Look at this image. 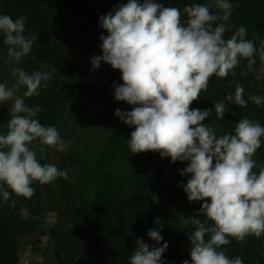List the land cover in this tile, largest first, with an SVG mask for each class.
Instances as JSON below:
<instances>
[{
  "label": "clouds",
  "instance_id": "obj_1",
  "mask_svg": "<svg viewBox=\"0 0 264 264\" xmlns=\"http://www.w3.org/2000/svg\"><path fill=\"white\" fill-rule=\"evenodd\" d=\"M222 10V15L210 9ZM230 0H211L207 4L186 5L183 13L177 7H165L157 0H127L106 15L99 17L100 27L107 31L101 35L102 55L91 57L93 69L108 63L121 72L122 84H114V99L132 105L131 111L117 108L114 115L131 126L129 148L132 153L159 152L170 157L171 162L186 161L179 171L181 176L190 174L186 184H181L192 202L203 201L199 212L206 216L202 222L196 216H182L181 225L189 223L195 230L189 236L191 264H243L241 257L230 258L221 246L230 243V237L243 242L246 237L264 235V166L259 172L253 159L261 148L264 126L258 121L241 118L234 134L217 136L214 128L207 126L206 118L212 109L191 108L190 105L207 91L210 79L215 75L226 78L239 65L248 61V69L255 71L256 55L264 63V40L259 49L255 39L247 38V29L239 27L225 39L226 23L232 15ZM185 14L187 19H182ZM26 16L13 19L0 14V31L8 56L15 63H23L36 40L25 35ZM28 73L15 67L12 76L15 83H0V103L13 101L7 132L0 133V193L4 201L10 199L9 191L17 196L31 198L35 194L34 182L41 185L57 178L67 179V171L50 163H41L45 147L63 152L70 141H64L55 126H45L37 118L43 111L39 105L30 107L25 97L39 94L47 87L56 69L45 64ZM257 73V79L261 78ZM23 95H18L21 87ZM244 88L237 84L234 93L225 96L229 104L246 107ZM256 104L264 103V97L252 95ZM218 118L225 115V103L215 104ZM212 221V224H208ZM161 225V220L156 219ZM148 237L154 244L136 240L130 264H163L162 255L168 243L161 246L163 237L158 229H150ZM206 235L209 237L205 239ZM183 264H189L184 260Z\"/></svg>",
  "mask_w": 264,
  "mask_h": 264
},
{
  "label": "trees",
  "instance_id": "obj_2",
  "mask_svg": "<svg viewBox=\"0 0 264 264\" xmlns=\"http://www.w3.org/2000/svg\"><path fill=\"white\" fill-rule=\"evenodd\" d=\"M127 0H0V14L10 15L13 19L26 16L25 35H34L36 40L31 52L23 57V63H15L8 56V45L4 44V33L0 31V83L7 81L11 87L16 78L12 69L22 68L28 73L36 70L50 71L42 68L49 64L56 71L47 87L39 89V94L25 97V103L30 106H41L43 111L37 118L45 126H55L61 135L69 125L68 107L77 105L90 94L93 99L97 95L105 97L113 109L131 111L132 105L114 99V89L102 91L89 89L88 71L83 64L70 52L71 49H90L102 52L99 37L107 35L100 27L99 17L106 15ZM165 7H177L183 12L186 5L207 4L211 0H157ZM233 12L227 22L224 38L228 39L236 30L243 26L247 29V38L255 39L259 49L260 41L264 40V0H230ZM213 14L222 15V10L213 7ZM186 15V14H185ZM187 16V15H186ZM255 71L248 69V61L241 59L234 69V75L229 73L226 78L213 76L207 91L200 93V98L190 107L212 109L211 114L203 123L214 128L217 136L225 133L234 134L236 123L241 118L258 121L264 126V103L256 105L250 97H264V75L257 79L264 63L257 54ZM115 78L122 84L121 72L115 69ZM244 88L246 107L229 104L225 96L234 93L236 85ZM26 87L22 86L18 95H23ZM224 101L225 115L218 118L215 104ZM13 101L0 103V129L7 132V123ZM74 112H72L73 114ZM134 126H132V131ZM63 138V136H61ZM117 135L113 140L117 142ZM264 140V137H262ZM115 142L114 143L116 145ZM33 146L45 147L46 154L41 163H46L52 147L40 145L38 141ZM113 146V145H111ZM264 162V143L257 150ZM187 162L161 160L162 173L159 177L138 178V184L123 196L108 197L101 203L88 205L83 202H64L58 190L50 185L34 182L35 194L31 198L17 196L6 184L10 199L4 201L0 193V264H15L20 260V240L29 235H44L41 220L34 215H24L23 209L45 210L51 206L48 195L52 196L56 211V222L48 235L46 245L42 248L45 260L49 264H130V257L136 247V240L143 238L144 242L154 244L147 232L158 229L163 237L160 245L168 243V248L162 255L163 264H183L188 260L191 264L189 236L195 226L189 223L181 225L182 216H196L202 222L206 216L199 212L203 201L190 202L182 183L186 184L190 174L181 176L179 171L186 167ZM47 185V187H46ZM47 206V207H45ZM161 220V225L156 219ZM208 221V224H212ZM209 237L206 235L205 239ZM230 243L221 246L230 258L241 257L243 264H264V235L259 238L248 236L241 243L229 238Z\"/></svg>",
  "mask_w": 264,
  "mask_h": 264
},
{
  "label": "rangeland",
  "instance_id": "obj_3",
  "mask_svg": "<svg viewBox=\"0 0 264 264\" xmlns=\"http://www.w3.org/2000/svg\"><path fill=\"white\" fill-rule=\"evenodd\" d=\"M182 19H187V16ZM70 52L88 71L89 89L110 91L114 89V84L118 85L115 69L110 64L102 61L99 68H92L91 57L102 55V52L75 48ZM2 59L0 54V62ZM89 95L86 93L82 102L68 107L70 123L60 136L70 143L63 152L52 148L46 163L67 171V179L57 178L48 183L50 188L58 190L64 202L78 201L91 206L108 200L110 196L113 198L127 194L135 188L140 177L145 179L161 176V160H170V157H161L156 151L132 153L128 146L132 126L114 115L115 109L102 93L93 99ZM0 133L6 132L0 129ZM114 135L118 136L117 142L113 140ZM37 158L40 159L38 151ZM253 159L257 163L253 171L258 173L264 162L257 153ZM51 198L48 195V200L52 203L45 210L29 207L23 209L24 215H34L41 220L46 234L23 237L20 240L21 257L15 264H49L42 248L57 219V208Z\"/></svg>",
  "mask_w": 264,
  "mask_h": 264
}]
</instances>
